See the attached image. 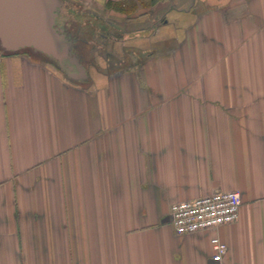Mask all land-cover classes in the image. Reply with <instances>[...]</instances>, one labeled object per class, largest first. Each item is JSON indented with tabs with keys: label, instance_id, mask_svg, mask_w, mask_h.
<instances>
[{
	"label": "crops",
	"instance_id": "crops-1",
	"mask_svg": "<svg viewBox=\"0 0 264 264\" xmlns=\"http://www.w3.org/2000/svg\"><path fill=\"white\" fill-rule=\"evenodd\" d=\"M141 3L105 73L0 48V264H264V0ZM217 190L239 219L176 234Z\"/></svg>",
	"mask_w": 264,
	"mask_h": 264
},
{
	"label": "rangeland",
	"instance_id": "rangeland-1",
	"mask_svg": "<svg viewBox=\"0 0 264 264\" xmlns=\"http://www.w3.org/2000/svg\"><path fill=\"white\" fill-rule=\"evenodd\" d=\"M62 1L63 6L60 11L58 25L66 26L67 33H70L72 37L79 38L74 51L80 57L89 74L105 73L113 67L125 64L120 61L121 58H131L135 62L140 60L139 55L141 54L138 49L115 43L114 39L111 38L112 36H108L107 29L109 25L106 23L113 20L117 27L121 28V24L127 21L129 16L133 15L135 17L136 14L143 11L141 2L150 6L153 5L152 2L156 1L157 3L159 0H139V3L128 6L124 5V0ZM161 1L164 2V0ZM113 31L119 36V31ZM121 37L124 38L119 36L120 39ZM19 52L47 61L65 73L64 67L50 57L43 56L32 49H24Z\"/></svg>",
	"mask_w": 264,
	"mask_h": 264
},
{
	"label": "water",
	"instance_id": "water-1",
	"mask_svg": "<svg viewBox=\"0 0 264 264\" xmlns=\"http://www.w3.org/2000/svg\"><path fill=\"white\" fill-rule=\"evenodd\" d=\"M62 0H0V48L14 53L29 48L50 57L74 79L88 78L75 53L79 38L59 26Z\"/></svg>",
	"mask_w": 264,
	"mask_h": 264
},
{
	"label": "built area",
	"instance_id": "built-area-1",
	"mask_svg": "<svg viewBox=\"0 0 264 264\" xmlns=\"http://www.w3.org/2000/svg\"><path fill=\"white\" fill-rule=\"evenodd\" d=\"M242 197L238 191L217 190L191 200L175 202L170 207V221L178 235L206 231L236 222L240 217ZM221 260L227 246L218 239L213 240Z\"/></svg>",
	"mask_w": 264,
	"mask_h": 264
},
{
	"label": "trees",
	"instance_id": "trees-1",
	"mask_svg": "<svg viewBox=\"0 0 264 264\" xmlns=\"http://www.w3.org/2000/svg\"><path fill=\"white\" fill-rule=\"evenodd\" d=\"M26 49H29V48H26ZM24 50V49H23ZM33 50V49H32ZM22 51V50H21ZM34 51V50H33ZM36 52V51H35ZM37 53H39V52H37ZM39 54H41V53H39ZM41 55H43V54H41ZM43 56H45V55H43Z\"/></svg>",
	"mask_w": 264,
	"mask_h": 264
},
{
	"label": "flooded vegetation",
	"instance_id": "flooded-vegetation-1",
	"mask_svg": "<svg viewBox=\"0 0 264 264\" xmlns=\"http://www.w3.org/2000/svg\"><path fill=\"white\" fill-rule=\"evenodd\" d=\"M66 27V26H65Z\"/></svg>",
	"mask_w": 264,
	"mask_h": 264
}]
</instances>
